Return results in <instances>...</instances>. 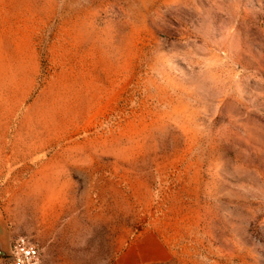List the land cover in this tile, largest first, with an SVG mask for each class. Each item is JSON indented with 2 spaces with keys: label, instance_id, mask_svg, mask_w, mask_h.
I'll list each match as a JSON object with an SVG mask.
<instances>
[{
  "label": "rangeland",
  "instance_id": "obj_1",
  "mask_svg": "<svg viewBox=\"0 0 264 264\" xmlns=\"http://www.w3.org/2000/svg\"><path fill=\"white\" fill-rule=\"evenodd\" d=\"M0 234L264 264V0H0Z\"/></svg>",
  "mask_w": 264,
  "mask_h": 264
},
{
  "label": "built area",
  "instance_id": "obj_2",
  "mask_svg": "<svg viewBox=\"0 0 264 264\" xmlns=\"http://www.w3.org/2000/svg\"><path fill=\"white\" fill-rule=\"evenodd\" d=\"M10 264H42L36 244L26 237H18L11 245Z\"/></svg>",
  "mask_w": 264,
  "mask_h": 264
},
{
  "label": "crops",
  "instance_id": "obj_3",
  "mask_svg": "<svg viewBox=\"0 0 264 264\" xmlns=\"http://www.w3.org/2000/svg\"><path fill=\"white\" fill-rule=\"evenodd\" d=\"M155 243L156 249L147 253L146 260H139L140 264H168L172 257L166 245L157 240Z\"/></svg>",
  "mask_w": 264,
  "mask_h": 264
},
{
  "label": "water",
  "instance_id": "obj_4",
  "mask_svg": "<svg viewBox=\"0 0 264 264\" xmlns=\"http://www.w3.org/2000/svg\"><path fill=\"white\" fill-rule=\"evenodd\" d=\"M3 240H2V236L0 234V256H7L10 257L11 256V246H9V249H5L3 246Z\"/></svg>",
  "mask_w": 264,
  "mask_h": 264
}]
</instances>
